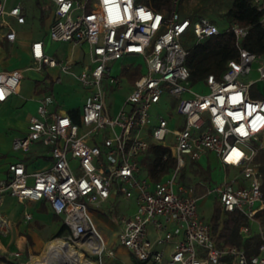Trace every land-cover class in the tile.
<instances>
[{
  "label": "built area",
  "instance_id": "1",
  "mask_svg": "<svg viewBox=\"0 0 264 264\" xmlns=\"http://www.w3.org/2000/svg\"><path fill=\"white\" fill-rule=\"evenodd\" d=\"M48 1L53 4L54 15L48 29L50 40L86 44L88 65L76 72L72 62L47 55L43 42L35 41L30 49L32 67L59 68L89 94L76 123L68 114L51 109V94L39 98L26 134L12 138L11 147L26 152L31 143H41L50 149L52 163L34 172H27L22 162L10 163L7 178L0 179V204L5 195L48 203L68 227L65 240L83 242L98 264H103V257H113L114 249L106 246L88 207H99L112 194L136 201L135 212L121 219L117 243L143 264H264V243L250 256L242 247L216 245L211 223L205 222L197 209L200 199L213 195L222 211H239L257 223L264 240V227L255 219L256 213L264 210L256 161L264 151V127L253 132L250 126L256 115L264 116V91L259 88V83H264V54L239 46L238 56L227 62L223 74H208L194 82L185 64L188 49L183 37L191 32L195 41H200L222 29L207 18L192 21L181 17L178 0H171L168 13L153 11L138 0H131L130 7L128 0ZM253 1L258 9L264 8V0ZM4 4L5 0H0V23L8 29L4 38L12 42L15 31L3 18L7 14L18 23L25 22L22 6L15 5L7 12ZM64 5H70L66 12L61 11ZM114 6L119 19H112L115 13L108 11ZM141 9L151 18L141 19ZM260 22L264 24V15ZM225 31H232L239 44L246 35V29L236 24ZM128 56L141 58L142 69L121 106L111 111L102 83L130 84L121 72L112 74L114 64ZM252 72L255 79L243 80ZM22 73L17 69L0 71L4 97L0 103L18 93ZM234 95L241 96L240 103H231ZM163 96L171 112L168 117L158 114L153 123L150 109L159 105ZM248 106L255 108L251 115H247ZM228 112H241L246 119L233 121ZM216 119L225 121L222 131L214 123ZM242 124L248 132L246 137L235 132ZM169 135L171 145L165 143ZM151 144L167 147L174 160V166L157 180L150 178L148 168L146 177L139 176V157L149 152ZM233 149L243 155L236 162H228ZM206 152L214 153L224 172L231 170L230 176L226 174L214 187L202 181L187 185L180 177L185 160L197 161ZM25 218L30 219V215ZM6 223L0 214V228ZM247 230L241 228L242 233ZM92 240L96 244L88 243Z\"/></svg>",
  "mask_w": 264,
  "mask_h": 264
},
{
  "label": "crops",
  "instance_id": "2",
  "mask_svg": "<svg viewBox=\"0 0 264 264\" xmlns=\"http://www.w3.org/2000/svg\"><path fill=\"white\" fill-rule=\"evenodd\" d=\"M15 5L22 6V15L25 22L18 23L15 18L9 17L7 14L4 16L3 19L15 31L16 36L12 42L4 38L8 29L4 23H0V71L23 70L22 82L18 93L11 95L6 102L0 103V108L9 111V113H14V116L10 114L12 116H9L7 123H5L7 127L5 133L11 137L10 146L12 138L21 137L26 134L29 118L35 113L39 98L43 95L51 94L54 98V104L51 106V109L68 114L76 123L79 122L80 112H82L81 106L89 94L86 91L82 99L76 97L70 100L63 93H60V90H57L58 92L56 93L54 90H44L46 83L57 84L63 72L59 68L49 67L42 70H35L32 67L33 61L30 54L31 44L33 42L42 41L43 50L47 55L57 60H62L63 62H72L73 69L76 72H79L84 66L88 65V47L86 44L76 45L70 42H54L50 40L48 29L53 21L54 15L53 4L48 0H5L3 8L8 12ZM178 12L181 17L189 18L192 21H196L199 18H206H198L197 16L193 18L185 10H182V7ZM33 26L37 27L36 32L33 31ZM61 46H65L67 51L63 55L55 56L58 48ZM140 62L141 58L128 56L115 63L118 64V71L129 81V87L132 85L130 74L137 69L139 73L141 72L142 66ZM26 71H31L30 79L32 83L29 91L26 90L24 92L22 84L23 74ZM65 104L68 105L66 108L64 107ZM212 160L214 161V165L211 163ZM18 161L24 164L27 172L45 170L52 163L50 149L41 143H31L26 152L15 151L12 147L6 154L0 151V179L7 178L8 165ZM219 161L214 153L206 152L195 161L196 165H194V168L201 169V173H206L208 168H213L216 170L217 176H220L221 173H224L225 176L226 174L229 175L231 170L227 173L224 172ZM214 174L211 170L210 173L202 175L201 177L203 179L199 181L205 183L204 179L215 177ZM185 183L187 185L193 184L187 180ZM203 190H199V194ZM114 201L123 202L125 207L123 214L115 215L113 210H111ZM135 202L133 198L125 199L112 194L107 201L99 207H96L98 209L97 211L107 215V217L97 214L92 209L94 206H91L89 212L91 218L96 219L100 228L108 229L112 225V222H110V219H112L115 223L114 225L117 226V233H119L122 229V217L135 212ZM10 206H13L14 209L17 208L16 216L11 219L7 213ZM27 213L30 215V219L28 220L25 218ZM0 214L7 222L4 229L0 228V256L4 257L0 263L26 264L34 255L33 253H38L44 247L45 243L50 239L51 234L54 235L53 237H61L63 239L69 234L68 227L64 225L62 218L55 215L48 203L45 202L19 201L15 197L5 195L0 204ZM250 228L253 232L259 233L257 223L250 222ZM105 244L108 248L112 247L114 249V256L110 257L111 264L114 262L119 264H143L130 251L119 246L120 244L117 241L109 244L105 242ZM15 253L18 255L16 256Z\"/></svg>",
  "mask_w": 264,
  "mask_h": 264
},
{
  "label": "trees",
  "instance_id": "3",
  "mask_svg": "<svg viewBox=\"0 0 264 264\" xmlns=\"http://www.w3.org/2000/svg\"><path fill=\"white\" fill-rule=\"evenodd\" d=\"M153 11L169 12L171 0H138ZM225 18L230 25L236 24L246 29V35L240 44L232 31L222 30L219 34L209 36L203 40L195 41L188 49L186 66L190 71L191 81H201L208 74L219 77L223 74L229 60H233L239 54V46L247 50L264 54V24L260 22L264 15V8L258 9L253 0H231L230 6L225 12ZM139 75L134 70L130 74L133 81ZM151 162L148 167V174L153 180L159 179L162 175L174 166L169 149L159 144H151L149 147ZM166 158L164 159V156ZM261 173V191L264 196V151H261L256 158ZM212 216L210 219L213 235L216 236L218 246H237L245 249L247 255L258 253V248L264 240L259 233L253 232L250 228V221L239 211L224 212L218 202L215 201ZM255 219L264 227V210L257 212ZM242 227H247V233L241 232ZM4 257L0 256V261ZM113 264H119L114 262ZM229 264V263H227Z\"/></svg>",
  "mask_w": 264,
  "mask_h": 264
},
{
  "label": "rangeland",
  "instance_id": "4",
  "mask_svg": "<svg viewBox=\"0 0 264 264\" xmlns=\"http://www.w3.org/2000/svg\"><path fill=\"white\" fill-rule=\"evenodd\" d=\"M231 0H178L177 8L180 10L182 7V10H185L186 13L190 14V16L193 18H196V16L199 17H206L208 20L216 24L220 29L226 30V28L230 25L229 22L225 18V12L230 6ZM181 5V7H180ZM37 27L33 26V31L36 32ZM183 44L186 46H190L195 42L194 36L191 34V32H187L186 35L183 37ZM67 51L65 46H61L58 48L57 54L55 56L63 55ZM142 63V61L140 62ZM118 64H115L112 70L113 75H118L119 71L117 69ZM30 73L31 71H26L23 74V84L22 89L25 92L26 90L29 91L31 87L32 80L30 79ZM29 76V77H28ZM255 79L256 74L254 72L251 73V75L248 78H244L243 80L248 79ZM56 90H55V89ZM102 88H105L107 91L106 94V101L109 106H111V111L118 110L119 106H121L124 98L126 95L130 92V87L128 84H126L125 81H122L119 86L109 85L108 83H102ZM199 88V90H202ZM259 88L261 91H264V83H259ZM44 90H54V92H58L60 90V93H63L65 96L68 97V99H75L76 97L79 99H82L84 96V93H86V88L82 86L79 82H77L76 79H74L69 74L62 73L60 75V79L58 80L57 84H51L46 83ZM58 90V91H57ZM165 96L162 97L159 105L152 106L150 109V115L152 122L154 123L156 121V116L158 114H163V116L168 117L170 112L168 111L167 104ZM68 105L65 104L64 107L66 108ZM168 112V113H167ZM12 114L14 116V113H9V111H5L3 108H0V151L4 154L8 153L11 149L10 146V136L6 135V124L7 120L9 119V116ZM170 127H173V123L169 125ZM171 138V135L167 136L165 143L169 144V139ZM145 158V160H144ZM139 161L141 162L140 172L139 176L141 178H144L147 176V168L149 167V164L151 162V155L146 153L144 156L139 157ZM143 162V163H142ZM211 163L214 165V161L212 160ZM195 161H189L185 160V166L181 168L180 170V177L182 176L184 179V182L189 181L194 183H197L199 180H202V175H206L207 173H210L212 170V173L214 172L215 177L204 179L205 183L210 186L214 187L216 184H219L222 182V180L225 178L224 173H221L220 176L216 175V170L213 168H208V171L206 173H201V169L194 168ZM202 167V166H201ZM231 174V172H230ZM229 174V176H230ZM217 176V177H216ZM259 202L255 203V206L257 207ZM215 200L213 195H209L205 198H202L198 201L197 209L198 214L203 218V220L207 223L210 222L213 208H214ZM9 211L7 212L10 216V219L16 216L17 208L14 209L13 206L9 207ZM124 204L123 202H117L114 201L111 207V210H113L114 214H123L124 212ZM90 210L91 207H88ZM94 211H96L97 214L101 216L107 217V215L100 213L97 211L98 209L96 207L92 208ZM94 224L96 225L98 233L101 235V237L104 239L107 244L117 241V235H118V229L117 226H115L112 219H110V222H112L110 227L108 229L100 228L99 224H97V221L95 218H92ZM54 235H50V239L48 242L45 243L44 247L38 251V253H33L34 255L26 262V264H31L34 260L41 257L42 253L47 249V246L51 242H55L56 240H61L63 242H66L68 245H70L76 253L82 258L85 262H92L94 264H98V259L95 255H92L89 251L85 250V244L83 242L79 243H70L67 242L65 239L61 237H53ZM45 249V250H44ZM36 257V259H35ZM103 264H111L112 261L110 260V257H103ZM4 264V263H0Z\"/></svg>",
  "mask_w": 264,
  "mask_h": 264
},
{
  "label": "clouds",
  "instance_id": "5",
  "mask_svg": "<svg viewBox=\"0 0 264 264\" xmlns=\"http://www.w3.org/2000/svg\"><path fill=\"white\" fill-rule=\"evenodd\" d=\"M107 3V0H105ZM129 7L131 6V0H128ZM70 5H64L61 8L62 12L68 11ZM110 14L115 13V15H112V19H119V14H118V8L117 7H110L108 9ZM138 15L141 17L143 20H148L151 18L150 14H146L142 9L138 12ZM159 19V18H158ZM37 55H39V48H37ZM2 95V90H0V99H3ZM241 96L240 95H234L231 97V103L232 104H238L241 102ZM223 103V100H221V104ZM255 111V108H252L251 106H248V112L247 115H251V113ZM227 115L231 116L233 121H239L242 119H246V116L242 114L241 112H228ZM214 123L217 126H220V130L222 131V125L225 123L224 120L222 119H216ZM251 129L253 132L258 131L261 127H264V116L261 115H256L255 118L251 121ZM235 132L239 133L240 136L246 137L248 135V132L245 129V126L242 124L240 127L235 129ZM243 155V153L239 152L238 150L233 149L231 155L227 157L228 162H236L239 160V158Z\"/></svg>",
  "mask_w": 264,
  "mask_h": 264
},
{
  "label": "bare ground",
  "instance_id": "6",
  "mask_svg": "<svg viewBox=\"0 0 264 264\" xmlns=\"http://www.w3.org/2000/svg\"><path fill=\"white\" fill-rule=\"evenodd\" d=\"M88 243L90 245L96 244L94 240L89 241ZM74 263L94 264L92 262L83 261L82 258L76 253V251L66 242H63L61 240H56L55 242H51L47 246V249L42 253L41 257L34 260L31 264H74Z\"/></svg>",
  "mask_w": 264,
  "mask_h": 264
},
{
  "label": "water",
  "instance_id": "7",
  "mask_svg": "<svg viewBox=\"0 0 264 264\" xmlns=\"http://www.w3.org/2000/svg\"><path fill=\"white\" fill-rule=\"evenodd\" d=\"M74 264H78V263H74Z\"/></svg>",
  "mask_w": 264,
  "mask_h": 264
},
{
  "label": "snow or ice",
  "instance_id": "8",
  "mask_svg": "<svg viewBox=\"0 0 264 264\" xmlns=\"http://www.w3.org/2000/svg\"><path fill=\"white\" fill-rule=\"evenodd\" d=\"M158 19V18H157Z\"/></svg>",
  "mask_w": 264,
  "mask_h": 264
}]
</instances>
